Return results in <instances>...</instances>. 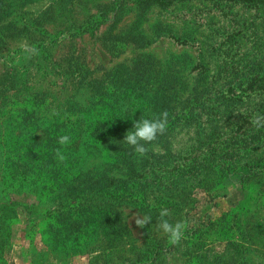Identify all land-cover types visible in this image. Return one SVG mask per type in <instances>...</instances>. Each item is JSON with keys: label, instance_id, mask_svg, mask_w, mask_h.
I'll return each instance as SVG.
<instances>
[{"label": "rangeland", "instance_id": "1", "mask_svg": "<svg viewBox=\"0 0 264 264\" xmlns=\"http://www.w3.org/2000/svg\"><path fill=\"white\" fill-rule=\"evenodd\" d=\"M255 76L264 77V0H0V264H264ZM30 95L41 106L26 113ZM72 102L68 118L97 124L104 143L61 162L64 175L80 174L84 199L67 211L58 194L47 215L30 201L40 181L28 122L9 116L35 114L42 128ZM164 110L165 133L139 156L126 131ZM162 208L187 224L178 245L158 228ZM134 214L152 222L141 229Z\"/></svg>", "mask_w": 264, "mask_h": 264}, {"label": "trees", "instance_id": "2", "mask_svg": "<svg viewBox=\"0 0 264 264\" xmlns=\"http://www.w3.org/2000/svg\"><path fill=\"white\" fill-rule=\"evenodd\" d=\"M140 1L155 4H166L173 2L174 0ZM263 80V76H255L248 82V86L252 87L253 84H256ZM23 100L26 103L20 110L25 111L26 113H32L33 109L29 108L30 105L31 107L33 106L34 109H36L41 106L40 104L42 101L41 98L32 95H30L29 97H24ZM11 101L13 103L12 105H16L15 102L19 101L18 96H12ZM78 106L79 105L76 102L64 104V108L61 109V113H59V115L53 114L51 118L47 120L48 125H46L45 127L42 126V128L39 125H36L35 114L33 116H29V118H27L26 120L24 119L23 121L17 119V114L9 116L10 118L14 119L9 123L14 127L24 124V122H28V124H26L25 126L26 131L24 133L25 136L23 138V141L26 147L36 150L33 151V156H27L34 157L32 160L33 163L31 164V168L36 169L33 170L32 173L38 176L36 179L32 178L31 181H40L37 185L35 193H30V201L32 206L40 205L45 210V214L47 215L50 214L51 211L48 210L44 205H46V202L49 201V198H55L56 196H58V194H61L63 196L64 193H66L65 196H63V199H65L66 201L63 204V207L67 206V211L71 210L75 212L76 209L82 205V200L84 199V196L79 195L78 193H81L79 184L75 183L79 181L80 174L75 175L74 178L64 175L63 172L66 170V168H68V166L63 167L64 165H62L61 162H65L67 159L66 156L70 153L74 154V157H72V159L76 160L77 150H86L87 148L92 147L93 142H97L98 140H100V144L104 143V138H100V135H103L104 131L100 130L97 124H85L83 121L81 122L80 118H76L73 121L68 118L67 111H69V108ZM10 134L13 138L17 137L13 135L12 131L10 132ZM63 135H68L70 137V143L66 146H62L58 143L59 137ZM46 147H51V149H49L50 153L47 154L46 157H44L43 153L40 152L43 151V149ZM57 149H59L60 153L65 157L63 161L58 158ZM30 157H27L26 159ZM46 162H52V164L55 166L46 165ZM41 166L45 168H41ZM91 178L92 176L90 177V179ZM46 181H52V183L47 184ZM90 191V189H86L83 191V193H89ZM88 195L95 197V194L91 192ZM105 195L110 196V194ZM60 207L61 205L57 208ZM53 212H56V210H53ZM54 215L55 214H53L52 216ZM74 220L75 219H73L72 221ZM54 223V221L49 222L50 225H53ZM84 225L85 224H82V226ZM57 228L60 229L61 226L58 225ZM43 231L44 230H41V233H43ZM42 239L45 241V237H43Z\"/></svg>", "mask_w": 264, "mask_h": 264}, {"label": "clouds", "instance_id": "3", "mask_svg": "<svg viewBox=\"0 0 264 264\" xmlns=\"http://www.w3.org/2000/svg\"><path fill=\"white\" fill-rule=\"evenodd\" d=\"M31 53L33 55L39 54L38 49L34 47L31 49ZM168 117L167 110L153 114L150 117H140L134 121L132 129L126 131L123 141L131 146L136 154L143 157L149 151L147 145L155 141L159 135L165 133L168 126ZM252 124L257 128L264 127V115L257 114L254 116ZM58 143L66 146L70 143V137L68 135L60 136ZM57 156L61 161L65 158L59 149H57ZM169 215L170 210L168 208L160 210L158 228L167 236L169 244L178 245L184 237L187 224L184 221L170 222L167 219ZM132 218H134L135 225L141 229L152 222L151 216L134 214Z\"/></svg>", "mask_w": 264, "mask_h": 264}]
</instances>
